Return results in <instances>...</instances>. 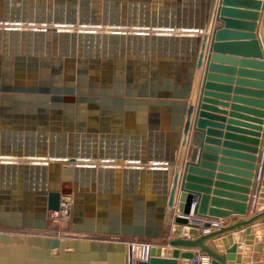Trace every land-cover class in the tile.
<instances>
[{"label":"water","instance_id":"1","mask_svg":"<svg viewBox=\"0 0 264 264\" xmlns=\"http://www.w3.org/2000/svg\"><path fill=\"white\" fill-rule=\"evenodd\" d=\"M262 11L264 0H0V264H58L91 241L120 264L134 245L135 264H264ZM232 47L255 57L239 92L257 117L221 152L203 129L224 118L204 104ZM66 197V232L45 233Z\"/></svg>","mask_w":264,"mask_h":264},{"label":"crops","instance_id":"2","mask_svg":"<svg viewBox=\"0 0 264 264\" xmlns=\"http://www.w3.org/2000/svg\"><path fill=\"white\" fill-rule=\"evenodd\" d=\"M262 13V17L258 22V29L256 30V33L258 35L259 40L264 43V11L260 12ZM218 22H215L214 27H218ZM220 26V25H219ZM237 32L244 31L243 27H236L234 28ZM212 36V32L210 33ZM210 36V39L208 41V47L206 50V63H204V74L202 77V80L204 78V75L206 72V67L208 65V56L215 55L212 51V45L214 43V39ZM240 36H232L228 37L227 40H223L222 43H228V42H238ZM219 57H222L223 59L216 61L215 66L218 67V70L213 71V74L216 77H219L217 79H213L212 83L219 86L215 89L211 90L213 93V101L216 102V104H204L206 107V112L215 114L219 117L224 118V122H213L212 120L204 119L208 122V126H206L204 131V137H207V139H212L214 141H220V144H210L213 145L212 147H215L219 149V151H223V143L226 141L227 135H238L239 131L247 132L249 130H243V128H240L241 123H248L244 119L245 117H251L252 119H256L253 113L248 112L247 109H253L255 111L254 105H247L245 103L244 97L245 95L239 90L245 89V83H241L239 81H255L252 75H248L245 71H254L255 68L252 64H246L244 63L245 60H253L255 57L251 52H248L246 50H242L238 47H232L229 50H224L222 52H218ZM257 61V60H256ZM259 61V60H258ZM227 79V80H226ZM161 77L157 79L156 86L159 88L161 87ZM174 80V84H175ZM144 83L141 82L140 85H143ZM152 85V84H151ZM253 86V85H250ZM250 89H253V87H250ZM249 99H255L253 96H249ZM198 104V103H197ZM196 104L195 108V116H196V110L198 105ZM233 115V117H231ZM231 122V123H230ZM194 123V122H193ZM251 123V122H249ZM253 125V124H251ZM215 129L218 134H212L207 135L205 134L208 129ZM207 129V130H206ZM194 133V131L192 130ZM192 135V134H191ZM192 139V137H191ZM234 142V141H233ZM236 143V142H234ZM191 149L192 146L190 145ZM189 147V148H190ZM221 152L217 154V157L221 159ZM219 167V162L216 163ZM216 175L218 174V170H215ZM216 178H214V181ZM214 187V186H212ZM213 197V196H212ZM256 198V197H255ZM256 204V201H255ZM254 204V207L256 206ZM208 205H211V201L208 202ZM134 210L136 209L135 206H133ZM134 217H136V212H133ZM249 215H255V211H252L249 213ZM240 219H243L239 215H234L230 217L229 219H210V220H221L225 221L226 224L232 221H239ZM264 222V220H263ZM102 239V238H101ZM88 240V239H87ZM105 240V239H104ZM126 247L127 243L129 241H132L131 239H123ZM149 243L147 241H144V243ZM92 243L89 242L88 247H79L78 252L74 249L66 248L62 253L58 252L59 262L58 264H120L123 263L121 260V253L118 252H112L111 249L107 248H101L96 247L94 249L92 246ZM150 243H153V246H160L159 244L163 243L160 241H150ZM211 244V241L208 243ZM152 247V245H151ZM161 259V258H159ZM181 264L182 260H178Z\"/></svg>","mask_w":264,"mask_h":264},{"label":"built area","instance_id":"3","mask_svg":"<svg viewBox=\"0 0 264 264\" xmlns=\"http://www.w3.org/2000/svg\"><path fill=\"white\" fill-rule=\"evenodd\" d=\"M68 202V203H67ZM71 210H72V199L69 197H66L62 200V209L60 212H57L56 215L59 216L60 221L63 225L68 224L70 221V214H71ZM55 214V213H53ZM191 222H193V220H191V218H189ZM207 224H210L211 227L210 228H205V226ZM224 225H226L225 221H221V220H207V219H203V220H198L196 222V226H198V228L200 230H203L205 233H209L214 229H219L221 227H223ZM135 247H133L132 253L134 255V257L131 259L132 260V264L136 263V259H135ZM142 247L144 250V254H143V259L145 261H147L149 259L148 254L151 250V245L148 243H142ZM197 263L199 264H211V259L209 257H198L197 258ZM204 262V263H203Z\"/></svg>","mask_w":264,"mask_h":264},{"label":"rangeland","instance_id":"4","mask_svg":"<svg viewBox=\"0 0 264 264\" xmlns=\"http://www.w3.org/2000/svg\"><path fill=\"white\" fill-rule=\"evenodd\" d=\"M49 220H50L49 221V228L45 233H48L50 235L62 234L63 233V231H62L63 230L62 229L63 224L61 223L59 216L51 214Z\"/></svg>","mask_w":264,"mask_h":264},{"label":"bare ground","instance_id":"5","mask_svg":"<svg viewBox=\"0 0 264 264\" xmlns=\"http://www.w3.org/2000/svg\"><path fill=\"white\" fill-rule=\"evenodd\" d=\"M85 31V30H84ZM87 31V30H86ZM97 32H107L108 31V29L107 28H105L104 30H100V29H97L96 30ZM117 31H119V29H113V32H117ZM122 31V30H121ZM25 160H21V161H18V162H24ZM6 162H11L10 160H8V161H6ZM68 203V202H67ZM54 215H56V213L54 214ZM63 232H66L65 230H62ZM62 233V232H61ZM135 246V245H134ZM151 251V250H150ZM149 255H150V252H149V254H148V257H149ZM204 263V262H203Z\"/></svg>","mask_w":264,"mask_h":264}]
</instances>
